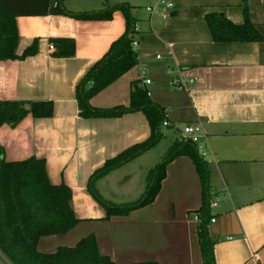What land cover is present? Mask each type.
<instances>
[{"label":"crops","instance_id":"1","mask_svg":"<svg viewBox=\"0 0 264 264\" xmlns=\"http://www.w3.org/2000/svg\"><path fill=\"white\" fill-rule=\"evenodd\" d=\"M6 1L16 13L6 15L2 33L15 31L16 55L33 43L36 52L0 60V101H51L53 113L44 118L27 114L14 125L3 123L0 147L8 162L43 159L49 182L70 189V206L77 219L65 233L40 237L37 250L53 253L93 234L99 253L115 264L203 262L194 219L203 205V185L189 156L167 163L154 200L124 215L106 218L105 208L87 188L93 172L146 140L151 130L142 111L116 117L79 115L77 86L124 32L122 12L114 10L109 19H77L49 10L55 3L78 13L126 3L135 19L137 63L89 103L97 108L128 106L138 81L151 102L167 110L170 125L201 122L205 137L200 152L208 162L206 193L215 218L207 224L214 264H264V41L218 42L209 26L212 17L236 24L248 21L264 37V0H171L173 7L165 19L159 17L160 8L153 15L146 11L153 0ZM26 4L46 5L48 12L18 13ZM59 39L73 40L72 56L57 54ZM140 62L147 65L149 84L138 78ZM178 73L194 78L188 90L170 83ZM161 132L164 140L172 136ZM174 133L177 140L179 134ZM160 140L96 178L94 190L114 204L130 195L140 197L147 176L164 154L163 148L156 149Z\"/></svg>","mask_w":264,"mask_h":264},{"label":"trees","instance_id":"2","mask_svg":"<svg viewBox=\"0 0 264 264\" xmlns=\"http://www.w3.org/2000/svg\"><path fill=\"white\" fill-rule=\"evenodd\" d=\"M57 1V0H56ZM61 2L62 0H58ZM57 1V3H58ZM0 25L7 23L6 15H15L13 5L0 0ZM30 8V9H29ZM130 6L126 3L106 6L89 12H72L59 3L49 12L69 15L77 19H109L114 10H120L125 19L124 32L110 45L109 49L85 73L77 86L76 98L79 115L82 117H116L132 111H142L148 120L151 133L139 143L126 148L118 155L108 159L103 166L92 173L87 188L93 198L106 210V218L112 215H124L133 209L151 203L160 189L165 175V166L178 156L191 158L203 185V205L198 213L197 237L203 259L202 264H214L213 242L208 231L211 213L206 188L209 180L208 162L202 156L198 146L189 141L177 139L165 152L146 179L145 190L139 199L128 204H114L103 199L93 188L96 178L102 177L131 161L138 155L154 147L162 137L161 123L164 109L151 102L147 90L135 82L130 92L128 106L118 105L111 108L93 107L90 98L123 75L137 63V53L132 46L135 33V19ZM44 7L21 6L18 13L35 15L47 13ZM209 22L215 41H264V37L248 21L236 24L225 18L212 17ZM16 33H2L0 29V60L15 59L36 52L35 45L25 49L21 55L15 54ZM61 56H72L74 42L71 39H59ZM53 113L51 101H0V125H14L25 115L49 117ZM205 190V191H204ZM70 189L64 185L49 182L43 159L30 157L19 161H5L0 147V253L10 264H115L108 256L97 249L93 234L81 238L73 247L59 246L53 253L37 250L40 237L65 233L77 222L70 206ZM133 264H158L157 262H139Z\"/></svg>","mask_w":264,"mask_h":264},{"label":"built area","instance_id":"3","mask_svg":"<svg viewBox=\"0 0 264 264\" xmlns=\"http://www.w3.org/2000/svg\"><path fill=\"white\" fill-rule=\"evenodd\" d=\"M56 6V3L54 4ZM173 7V2L171 0H153L151 5L146 6V11L149 12L150 15H153L155 11L160 8L158 14L160 19H165L168 16V10ZM135 45V41H132V46ZM49 49H54L53 44H49ZM156 58H160L159 54L155 55ZM138 78L143 85L150 83V78H148V68L145 63H138ZM168 72H171L168 69ZM195 82L194 78L185 79L182 74L178 73L177 75L171 77L170 83L177 89L180 90H188L189 86ZM149 92L147 91V95ZM164 119L161 123L162 126L173 127L174 132L179 134L178 139L189 140L195 143L199 149L203 148L202 139L205 137L203 132V127L201 122H197L195 124H185L182 127H176L170 125L169 121L166 119L167 110L164 109ZM212 206H216L217 202H212ZM195 221H198V215L194 216ZM212 222L215 221V218L210 219Z\"/></svg>","mask_w":264,"mask_h":264},{"label":"rangeland","instance_id":"4","mask_svg":"<svg viewBox=\"0 0 264 264\" xmlns=\"http://www.w3.org/2000/svg\"><path fill=\"white\" fill-rule=\"evenodd\" d=\"M180 127H182V126H180ZM179 127V128H180ZM171 127H167V126H161V130L165 133V134H167L168 136L170 135V134H172V136L170 135V137L169 138H166V140H164L163 138H161V140H160V143L157 145L158 147L156 148L157 150H159L160 148L162 149H164V154H163V156L165 155V152L167 151V149L169 148V146L174 142V140H175V137H176V134L174 133V132H172V129H170ZM175 135H174V134ZM178 137V136H177ZM163 156H162V158H163ZM161 158V159H162ZM126 195V194H125ZM130 197L131 198H129V197H123V201H122V203H119V204H128V203H132V202H134V201H136L137 199H139L140 197H138V198H136L135 196H131L130 195ZM134 197V198H133ZM129 198V199H128ZM114 201V200H113ZM0 264H10L8 261H7V259L0 253Z\"/></svg>","mask_w":264,"mask_h":264}]
</instances>
